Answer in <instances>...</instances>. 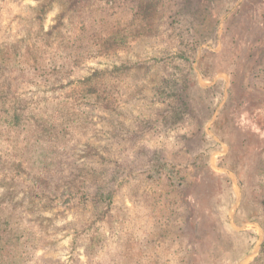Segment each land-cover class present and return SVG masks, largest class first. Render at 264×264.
Masks as SVG:
<instances>
[{
  "label": "rangeland",
  "instance_id": "374dc122",
  "mask_svg": "<svg viewBox=\"0 0 264 264\" xmlns=\"http://www.w3.org/2000/svg\"><path fill=\"white\" fill-rule=\"evenodd\" d=\"M0 264H264V0H0Z\"/></svg>",
  "mask_w": 264,
  "mask_h": 264
}]
</instances>
